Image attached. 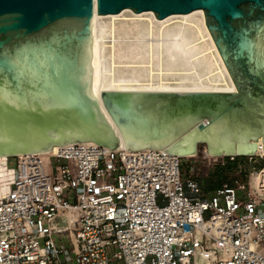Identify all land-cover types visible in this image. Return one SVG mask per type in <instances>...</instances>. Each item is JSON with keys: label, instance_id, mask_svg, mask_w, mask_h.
Returning <instances> with one entry per match:
<instances>
[{"label": "water", "instance_id": "1", "mask_svg": "<svg viewBox=\"0 0 264 264\" xmlns=\"http://www.w3.org/2000/svg\"><path fill=\"white\" fill-rule=\"evenodd\" d=\"M204 13L231 92L93 94V15ZM264 152V0H0V157L92 142L186 157Z\"/></svg>", "mask_w": 264, "mask_h": 264}, {"label": "built area", "instance_id": "2", "mask_svg": "<svg viewBox=\"0 0 264 264\" xmlns=\"http://www.w3.org/2000/svg\"><path fill=\"white\" fill-rule=\"evenodd\" d=\"M3 158L0 264H264V199L237 180L202 196L200 169L238 157L84 142Z\"/></svg>", "mask_w": 264, "mask_h": 264}, {"label": "bare ground", "instance_id": "3", "mask_svg": "<svg viewBox=\"0 0 264 264\" xmlns=\"http://www.w3.org/2000/svg\"><path fill=\"white\" fill-rule=\"evenodd\" d=\"M92 25L91 89L96 97L100 91L235 90L201 9L162 19L152 11L134 13L128 8L115 14L94 12ZM58 147L53 146L47 153L56 152ZM119 148L125 149L123 142ZM203 151L209 156L204 148ZM254 155L264 158L261 140ZM3 178L0 165V179ZM253 184L255 194L264 199V167L254 174ZM60 217L64 222L72 220L69 214Z\"/></svg>", "mask_w": 264, "mask_h": 264}, {"label": "rangeland", "instance_id": "4", "mask_svg": "<svg viewBox=\"0 0 264 264\" xmlns=\"http://www.w3.org/2000/svg\"><path fill=\"white\" fill-rule=\"evenodd\" d=\"M203 148H204L203 146H199L197 154L193 155V156H196V158L198 160H201L203 155H204ZM254 161H255V163H253ZM205 165H207V164H205ZM253 165H255L256 169H262L264 167V158L256 156L255 160H252V161H249L247 158L235 160V162L232 163L231 166H229L230 168H228L227 170L222 172V177H223L222 183L231 184L235 180H237V181H241V182L248 184L249 188L252 191H255V189L253 187V185H254L253 184V176L258 171L252 170L251 166H253ZM215 167L216 166H214V167H209V166L206 167L205 166L202 169H200L199 175L204 177L207 173H209L208 174V176H209L213 172ZM209 190L210 189H208V188L207 189L204 188L202 196L205 195V193L209 192ZM253 193H256V191ZM204 218H207V213L204 214ZM62 243L66 248L68 247L66 240H63Z\"/></svg>", "mask_w": 264, "mask_h": 264}, {"label": "trees", "instance_id": "5", "mask_svg": "<svg viewBox=\"0 0 264 264\" xmlns=\"http://www.w3.org/2000/svg\"><path fill=\"white\" fill-rule=\"evenodd\" d=\"M237 159H243L242 157H238ZM232 163H228V165L225 168H221L219 166H216L213 170V172L206 178H203L200 182H201V186L202 189H210L209 192L210 193L212 191H215L216 189H218L220 187V185L222 184V172L227 170L228 168H230L229 166H231ZM205 193V195L207 194Z\"/></svg>", "mask_w": 264, "mask_h": 264}]
</instances>
